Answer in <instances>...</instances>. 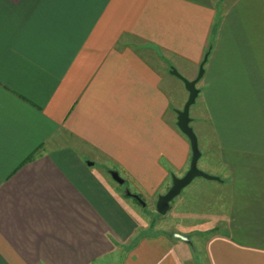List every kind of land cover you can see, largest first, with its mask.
Segmentation results:
<instances>
[{"label": "crops", "instance_id": "obj_1", "mask_svg": "<svg viewBox=\"0 0 264 264\" xmlns=\"http://www.w3.org/2000/svg\"><path fill=\"white\" fill-rule=\"evenodd\" d=\"M204 57L198 261L264 264V0H0V264H198L95 165L156 212L191 159L170 69Z\"/></svg>", "mask_w": 264, "mask_h": 264}, {"label": "rangeland", "instance_id": "obj_2", "mask_svg": "<svg viewBox=\"0 0 264 264\" xmlns=\"http://www.w3.org/2000/svg\"><path fill=\"white\" fill-rule=\"evenodd\" d=\"M173 79H175L174 81H176V83H177L176 86L173 84L170 85L168 83L166 85V88L170 91L171 96H173V99H175L177 97V95L180 93V90L178 89L180 87L183 88V90H181V91H183V94L185 93V95H187V91H186L185 85L182 82V80L178 79L176 77ZM177 86H179V87H177ZM190 112H191V110H190ZM108 166L109 165L107 162H103L101 165L96 164L95 168H96V171H100L99 169H102V171L108 172L107 175L109 177V180L113 184L116 183L115 185H116L118 191L120 193H122V195L124 194L123 199H125L126 204L128 205V203H130V204L134 205V208L133 209L131 208V209L138 216V218L140 217V219L143 222L146 221V223H148V225L149 224L151 226L153 225L155 230L157 229V230L167 231V233H170L169 234L170 236H171V233L173 235V233H175L177 231L181 234L189 235L190 236V243L187 244V243L179 240V242H177V243H179L178 248L179 247L182 248L183 251L185 249V251H187V253H189V257H191V259L195 263L197 262L199 264L198 260H201V257H202V252H201V246H202L201 243L202 242L198 241L196 232L195 233L193 232V231H196L199 229V225L197 224V222H198L197 217L195 216V214L194 215H187L186 213L189 211L196 212V211H202V210L215 213V212H219V210H220L215 205H212L211 201H213V198L210 201V203L206 202L203 204L205 206L204 208H202V209L197 208V205L200 204L198 201L202 199V196L200 197V195H203L204 193L199 191L200 187L198 188V186L195 185V183H197V180H201L203 178L201 176L195 177L193 182L191 184H189L187 186V188H185V190H183L182 194L179 193L176 197L173 198V200L171 201L172 207L165 214H159L155 211L151 212L152 209L150 207H151L153 201H151L152 198L150 199L149 195H148V197H146V196H143L142 194H137L135 192H132L130 189L132 187H131L130 182L128 180H126L124 184H118L117 182H115L110 175V171H116V170L111 169V167H108ZM197 166H198V168H202L203 167L202 162L197 161ZM126 189L132 193L140 195V198L145 202V205L143 206V205H141V203L138 200L134 199L133 197L125 195ZM189 191H191V192H189ZM183 196L185 197V199L181 203V199ZM189 216H191V217H189ZM210 222H213V219H210Z\"/></svg>", "mask_w": 264, "mask_h": 264}, {"label": "water", "instance_id": "obj_3", "mask_svg": "<svg viewBox=\"0 0 264 264\" xmlns=\"http://www.w3.org/2000/svg\"><path fill=\"white\" fill-rule=\"evenodd\" d=\"M205 59L206 57H204L203 61L200 63L196 77L191 80L184 78L174 67H171L170 69V72L172 74L182 80L186 90L188 91V97L182 109L176 111V126L189 140L191 148V159L189 167L184 175L180 177L172 175V184L170 185V187L165 193L158 195L155 203V210L159 214H165L170 209V202L181 192V190L185 186H187L192 181L193 178L201 176L207 179H219L218 177L208 174L198 168L197 161L201 153L198 147L197 136L192 126L190 125L191 117L189 115V108L195 102V99L198 95L199 90L196 87V83L203 74V63ZM88 164H92V162H88ZM110 175L118 184H124V179L118 174L117 171H110ZM125 194L138 200L141 205H145V202L137 194L132 193L127 189L125 190ZM174 236L187 243H190V238L188 237V235L175 232Z\"/></svg>", "mask_w": 264, "mask_h": 264}, {"label": "trees", "instance_id": "obj_4", "mask_svg": "<svg viewBox=\"0 0 264 264\" xmlns=\"http://www.w3.org/2000/svg\"><path fill=\"white\" fill-rule=\"evenodd\" d=\"M126 195V194H125ZM128 196V195H127ZM140 197V195H138Z\"/></svg>", "mask_w": 264, "mask_h": 264}]
</instances>
